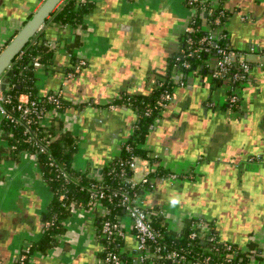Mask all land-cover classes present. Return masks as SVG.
Returning <instances> with one entry per match:
<instances>
[{"label":"crops","instance_id":"obj_1","mask_svg":"<svg viewBox=\"0 0 264 264\" xmlns=\"http://www.w3.org/2000/svg\"><path fill=\"white\" fill-rule=\"evenodd\" d=\"M43 1L0 0V52ZM91 1L85 27L77 30L81 44L73 50L86 64L65 78L73 65L68 46L76 30L50 20L44 32L53 65L35 73L39 95L63 90L67 105L59 117L78 137L74 166L102 179L100 170L120 154L138 118L124 98L150 96L168 79L174 100L141 145L146 156L136 159L132 179L140 181L159 168L178 172L181 181L158 183L144 196L147 206L163 212L169 229L179 231L185 219L202 217L220 239L264 258V0H205L229 10L224 28L234 49L252 64L248 79L239 84L236 106L229 105L227 82L213 80L214 53L187 72L171 61L196 14L186 0ZM51 123L49 118L42 125ZM8 148L0 125V264H13L15 254L40 240L53 198L37 157L22 151L15 160ZM103 213L99 206H75L62 221L65 233L58 245L46 253L35 250L31 263L98 264ZM122 218L123 250L134 251L131 219Z\"/></svg>","mask_w":264,"mask_h":264},{"label":"trees","instance_id":"obj_2","mask_svg":"<svg viewBox=\"0 0 264 264\" xmlns=\"http://www.w3.org/2000/svg\"><path fill=\"white\" fill-rule=\"evenodd\" d=\"M202 5H197L196 14L191 21V23L193 22L194 26L198 29L194 34L196 39L206 33L207 30L204 26L208 24L213 26L212 16L204 17V15L200 14ZM93 8L94 2L91 0H64L58 9L53 12L51 18L52 23H57L76 30L74 39L68 46L73 65L66 68L65 74L69 71H74L77 64L80 62L77 54L73 52L74 48L81 44V34L77 32V30L81 27H85V17L93 10ZM222 8H225L224 4H222ZM225 9L230 14L229 10L227 8ZM218 11L219 10L216 9L214 14L216 15ZM221 32L228 33L225 28H223ZM33 39L34 40H30L24 47L25 50L23 55L13 64L12 69L8 72L7 82L9 87L6 88L5 92L6 94L11 95L12 102L7 105L9 107L14 106L17 104L20 95L26 93L29 95L30 99L36 100L37 103L42 104L47 109L51 110L53 105L46 101L47 95L41 96L38 94L34 61L38 59L45 66L51 67L53 65V49L48 45V39L44 31H40ZM217 40L218 44L233 47L229 33L228 38H219ZM184 46H187L185 40L183 42V47ZM177 54H174L172 57V63ZM201 62L202 60L197 61L191 59L192 68L186 70V72L191 71L195 66L198 67ZM165 84H167L169 88L173 87L168 79L165 80ZM162 89L163 88L158 84L150 96L132 95L124 98L125 101H128L137 109L138 118L135 123L134 131L129 139L123 144L120 154L104 168L101 180L93 177L89 170L77 169L74 166V155L78 149V137L70 129L65 127L63 120L59 116L54 115L52 117V123L49 126H39L37 119H35L29 132L26 131L24 125L12 121L11 118H4L1 120L0 125L3 130V138L9 143L8 151L11 158L18 160L22 151L35 153L37 151L34 145L36 138L42 139L48 144L46 151L38 153L37 160L43 178L53 192V198L46 213L45 223H48V225L45 224L43 226L42 237L40 240L30 246L29 251L27 252L29 255L35 250H40L46 253L49 249L58 245L60 237L65 233V228L62 223L63 219L72 212L75 206L89 207L94 184L104 186L103 189L105 195L102 198V204L103 207H106L109 211L108 214L101 216L100 227L105 218H114L116 215L123 217L124 212L119 205V199L112 196L111 192L120 185H123V180L125 178L132 176L133 170L122 162L129 159L132 155L135 158L146 156L147 150L141 147V145L144 144L146 137L150 132L151 124L160 116L163 110L161 111V109L153 108L151 115H145L144 111L147 107H154L156 105ZM66 105L67 101L64 98L63 111L66 110ZM15 115L17 116L18 112H15ZM127 145L132 146V150L128 151L126 149ZM52 159H54L60 167L52 165ZM123 168L126 170V174L121 176L120 173ZM157 170L163 172V169L161 168ZM63 173H66L67 176H64ZM149 176H151V174ZM136 192L138 195L145 196L147 191L145 189L137 188ZM149 209L153 210L150 207ZM152 223L161 233L159 238L161 242H166L172 247L183 248L184 250H188V244L190 243L191 248L194 246V249H199V242L201 241H191L188 238L192 223L190 218L184 220V225L179 231L168 228V223L163 214H153ZM213 229L216 230L214 226ZM100 239L103 248L99 252V257L102 259L106 256V253L109 250H114L120 255L122 264H170L169 261H164L158 256L153 257V263H150V258L144 262L136 260L128 254V251L123 250L125 237L118 238L116 242H111L105 237H100ZM209 245L210 242L203 247L207 248ZM23 252L24 251L22 250L19 254H22ZM259 262V264H264V258H260ZM13 264L32 263L29 258L21 260L17 257ZM232 264L251 263L249 257L244 255L242 261L237 257Z\"/></svg>","mask_w":264,"mask_h":264},{"label":"built area","instance_id":"obj_3","mask_svg":"<svg viewBox=\"0 0 264 264\" xmlns=\"http://www.w3.org/2000/svg\"><path fill=\"white\" fill-rule=\"evenodd\" d=\"M63 1L64 0L60 3ZM220 1L223 2L224 0ZM186 3L191 7H195L196 11L197 5L205 4L201 6L200 14L204 15V17L212 16L213 26L208 24L206 33L196 39L194 34L198 29L194 26L193 22L190 23L186 29L185 35V43L187 46L180 49L174 58L173 64L178 70L186 72V70L192 68L191 59L197 61L203 60L204 56L214 53L217 56V64L212 77L220 82H227L229 86L228 101L230 105L236 106L240 102L239 84L248 79L252 65L238 50L229 45L218 44L217 42V39L219 38H228V33H222L221 31L225 26L224 22L226 18H228L229 13L225 8H222V3L217 6L211 5L205 0H186ZM59 4L54 10L57 9ZM216 9L219 11L215 15L214 11ZM51 18L52 14L34 36L40 31H44ZM33 38L31 41L34 40ZM24 50L25 49L15 57L7 70L0 76V122L4 118H11L12 121L24 125L26 131L29 132L35 119H37L39 126H43L42 122L46 119H52L54 115H61L63 112L64 93L62 89H58L47 94L46 101L53 105L51 110L47 109L44 105L37 103L36 100L30 99L28 94L26 100H21L19 97L17 104L12 107L7 105L12 102V97L11 95L6 94V89L3 88V85L8 83V72L12 69L13 64L21 58ZM85 64V60H80L75 70L69 71L65 75V78L70 79L75 77L76 72L80 71ZM43 65L44 64L38 59L35 60V73L36 70ZM159 85L163 88L160 98L154 107H147L145 109V115H151L153 108L161 109L162 111L174 100L175 94L173 87L169 88L168 85L165 84V81L159 82ZM212 105H214V103H212ZM15 112H18L17 116L15 115ZM156 119L151 124L150 130L154 128ZM34 145L37 151L33 154L37 157L39 152L47 150L48 144L42 139L36 138ZM126 149L128 151L132 150V146L127 145ZM136 159L137 158L132 155L122 163L126 164L131 170H133L136 166ZM249 160L250 162H253L254 157H251ZM51 164L60 167L54 159H52ZM125 174L126 170L123 168L120 175L124 176ZM63 175L67 176L66 173H63ZM181 180L182 178L178 172H159V170L156 169L152 176H145L140 181H135L132 179V176L125 178L123 180V185H120L111 192L112 196L119 199L118 202L123 209L124 215H127L132 222V228L136 237V247L134 251H128V254L140 262H144L150 258V263H153V257L158 256L164 261H169L170 264H232L237 257L242 261L245 255L249 257L251 264H259L261 256L255 249L244 248L232 242L220 239L218 232L202 217H189L192 220V223L188 238L191 241L200 240L199 249H194V246L191 248L190 243L188 244V250H184L183 248H175L166 242L160 241L159 238L161 233L154 227L152 223V215L156 213L163 214V212L160 210L154 211L149 209L146 205L144 196L138 195L136 189L141 188L149 192L152 191L158 183L165 181L179 182ZM93 188L89 208H96L99 206L104 209L103 215L108 214V209L103 207L102 204V198L105 195L103 189L104 186L94 184ZM45 224L48 225V223ZM99 233L101 237H105L111 242H116L118 238L126 237V225L123 218L117 215L114 218H105L102 221ZM209 242L210 245L207 248L203 247ZM29 248L30 246L25 247V249H23L24 252L19 254L18 257L21 260L29 258L31 261V256L27 253ZM98 264H122V260L116 251L109 250L103 259L100 257L98 258Z\"/></svg>","mask_w":264,"mask_h":264},{"label":"water","instance_id":"obj_4","mask_svg":"<svg viewBox=\"0 0 264 264\" xmlns=\"http://www.w3.org/2000/svg\"><path fill=\"white\" fill-rule=\"evenodd\" d=\"M61 1L62 0H44L40 7L32 14L28 21L13 37V39L4 47V49L0 52V76L7 70L15 57L24 49L33 36L39 31L41 26L49 19L55 7ZM8 87V83L3 85L4 89ZM100 173H103V170H100Z\"/></svg>","mask_w":264,"mask_h":264},{"label":"flooded vegetation","instance_id":"obj_5","mask_svg":"<svg viewBox=\"0 0 264 264\" xmlns=\"http://www.w3.org/2000/svg\"><path fill=\"white\" fill-rule=\"evenodd\" d=\"M172 61V60H171ZM194 68H197V67H194ZM214 71V70H213ZM212 71V72H213ZM213 80H215L214 78H213ZM217 81V80H216ZM158 85V84H157ZM227 95H229V92H228V94ZM240 99H241V97H240ZM229 105H230V103H229ZM231 106V105H230ZM19 256V253H17V254H15L13 257H12V260H15L17 257Z\"/></svg>","mask_w":264,"mask_h":264},{"label":"clouds","instance_id":"obj_6","mask_svg":"<svg viewBox=\"0 0 264 264\" xmlns=\"http://www.w3.org/2000/svg\"><path fill=\"white\" fill-rule=\"evenodd\" d=\"M172 203H173V204H175V203H178V201H176V200H173V201H172Z\"/></svg>","mask_w":264,"mask_h":264}]
</instances>
